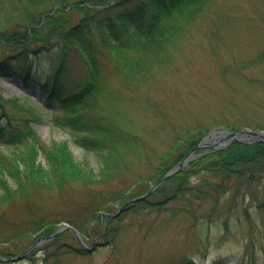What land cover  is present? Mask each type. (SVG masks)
Instances as JSON below:
<instances>
[{
	"label": "rangeland",
	"instance_id": "374dc122",
	"mask_svg": "<svg viewBox=\"0 0 264 264\" xmlns=\"http://www.w3.org/2000/svg\"><path fill=\"white\" fill-rule=\"evenodd\" d=\"M9 7L0 0L1 20H6ZM168 52L164 65H150L149 77L136 82L133 88L113 83L118 93L113 104L122 113V124L143 141L137 151L120 158L102 181L76 184L63 191L41 190L28 204L1 206L0 215L17 221L50 212H57L61 218L83 217L88 216L83 208L90 199H100L103 192L112 191L109 196L116 199L117 194L130 188L125 194L133 197L148 186L135 182L152 174L156 157L173 137L197 123L215 125L212 129H232L225 126L228 123L264 131V58L254 63L264 54V0L210 1ZM5 53L0 47V56ZM31 58L33 68L48 74L60 58L57 43L51 40ZM65 59L73 78L84 77L85 70L74 53L67 52ZM0 98H18L20 103L41 108L39 118L30 121L41 140L45 144L67 140L75 160L86 161L94 173L98 172V152L82 147L67 129L53 125L52 113L61 111L55 100L43 103L39 88L25 89L19 78L2 76ZM2 107L14 124H20L26 116L8 102ZM0 120L7 122L3 115ZM218 135L211 134L208 141L212 143ZM12 148L11 144H0V150L6 153ZM213 148L211 144L202 146L203 151ZM40 160L44 163L43 158ZM190 177V183L196 184L203 176L192 171ZM184 193L160 208L124 211L121 218L108 224L116 228V233L89 252L54 245L45 249L47 241H39L24 257L0 258V264H181L184 260H193L194 264H264V188L245 187L246 195L237 203L224 196L215 204L213 199ZM120 205L114 202L112 208L116 210ZM63 222L67 221L60 224ZM87 232L85 241L90 244L94 234L89 228ZM61 241L75 244L68 234ZM25 244L23 241L18 245L20 250ZM0 251L10 250L0 245Z\"/></svg>",
	"mask_w": 264,
	"mask_h": 264
},
{
	"label": "trees",
	"instance_id": "16d2710c",
	"mask_svg": "<svg viewBox=\"0 0 264 264\" xmlns=\"http://www.w3.org/2000/svg\"><path fill=\"white\" fill-rule=\"evenodd\" d=\"M210 1L1 0L10 7L6 20L0 19V47L6 52L0 56V76L19 78L25 89L38 87L43 103L55 100L61 111L51 115L53 125L67 129L82 147L98 152L100 167L94 173L86 161L75 160L67 140L45 144L30 125L31 120L39 118L41 108L20 103L18 98H0V116L7 121L0 120V144L13 145L8 153L0 150V207L18 202L28 204L41 190L63 191L76 184L102 181L120 158L134 149L137 151L143 141L122 124V113L113 104L118 96L113 83L133 88L136 82L149 77L150 65H164L169 57L168 48L208 8ZM51 40L57 43L60 58L43 75L32 67L31 55ZM67 52L78 57L85 70L84 77L73 78L65 59ZM263 58L261 54L254 63ZM3 102L26 113L20 124H14L2 107ZM214 126L197 123L183 134L177 133L166 150L156 157L152 174L135 182L148 185L136 194L145 192L174 167ZM225 126L241 127L228 123ZM195 153L183 169L143 199L127 204L115 218H121L128 210L160 208L184 192L213 199L215 204L224 196L225 200L237 203L246 195L245 187L264 188V142L233 141L220 149H199ZM192 171L203 176L196 184L190 183ZM129 189L117 194L116 199L109 196L112 191L103 192L100 199H90L83 208L88 216L61 218L57 212H50L17 221L0 215V245L10 250L0 253L7 256L21 253L36 237L54 232L63 220L76 227L83 239L87 228L94 236L100 234L102 211L111 213L114 202L122 204L131 198L125 194ZM155 196L157 199L153 201ZM111 220L107 218V225ZM108 228L113 236L116 228L111 225ZM66 234L74 238L69 230H64L47 241L44 248L66 246L75 252H89L75 238V244L62 242ZM23 241L26 244L20 250L18 245ZM181 264L194 262L184 260Z\"/></svg>",
	"mask_w": 264,
	"mask_h": 264
},
{
	"label": "water",
	"instance_id": "95a60500",
	"mask_svg": "<svg viewBox=\"0 0 264 264\" xmlns=\"http://www.w3.org/2000/svg\"><path fill=\"white\" fill-rule=\"evenodd\" d=\"M221 132H222V136L217 141L213 142L212 145H215L216 147H221L224 144L230 143L233 140H241V138L243 136H251V137L255 138L254 140L264 141V132L263 131H253V130H246V129H238V130H233V131L227 132L224 129V130H221ZM203 144H204V142H201L194 149H196L197 147H199V146H201ZM189 155H190V152L187 153L183 157V159L173 169H171L169 172H167L158 182H156L155 184H153L150 187V189L145 194L140 195L138 197H135V198H133L130 201H136V200H139V199L144 198L149 193L150 190H152L157 185H159L160 183H162L167 177H169L170 175H172L173 173H175L176 171H178L179 169H181L185 165V163L187 162V160L189 158ZM125 203H127V202H125ZM124 204L120 206V208L117 210V212L115 214H110V213H107V212L102 213L101 219H102V223H103V226H104L106 232H108L107 229H106V223H105L106 217L107 216H113V217H115L117 214H119V212L123 208ZM65 228L71 230V232L75 235V237L77 238V240L80 241V242H82L81 237H80V234H79V231L75 227H73V226H71V225H69L67 223H64L54 234H52L48 238L54 237L58 233V231H60L61 229H65ZM40 239L41 238H39V240ZM88 248L89 249L94 248V241L92 242L91 246H89ZM24 254H25V252L22 253V254H20L17 257L20 258Z\"/></svg>",
	"mask_w": 264,
	"mask_h": 264
}]
</instances>
